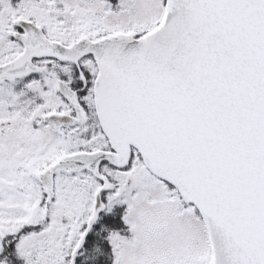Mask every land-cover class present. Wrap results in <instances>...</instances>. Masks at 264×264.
<instances>
[{
	"label": "snow or ice",
	"instance_id": "snow-or-ice-1",
	"mask_svg": "<svg viewBox=\"0 0 264 264\" xmlns=\"http://www.w3.org/2000/svg\"><path fill=\"white\" fill-rule=\"evenodd\" d=\"M0 264H264V0H0Z\"/></svg>",
	"mask_w": 264,
	"mask_h": 264
}]
</instances>
